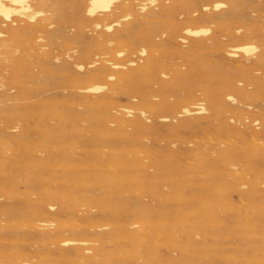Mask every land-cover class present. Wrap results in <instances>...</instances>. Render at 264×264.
I'll return each mask as SVG.
<instances>
[{
	"label": "bare ground",
	"instance_id": "6f19581e",
	"mask_svg": "<svg viewBox=\"0 0 264 264\" xmlns=\"http://www.w3.org/2000/svg\"><path fill=\"white\" fill-rule=\"evenodd\" d=\"M73 1L0 0V264H264V0Z\"/></svg>",
	"mask_w": 264,
	"mask_h": 264
},
{
	"label": "rangeland",
	"instance_id": "374dc122",
	"mask_svg": "<svg viewBox=\"0 0 264 264\" xmlns=\"http://www.w3.org/2000/svg\"><path fill=\"white\" fill-rule=\"evenodd\" d=\"M80 1L81 0H78V1H75V2L73 1L70 4L65 5L63 7V12L66 15H72L73 14V11H74L73 4H78ZM178 1H182V0H178ZM221 1H224L225 2L226 7L230 5V1L229 0H221ZM252 3H253L252 5H254V7H256L257 2L256 3L252 2ZM249 11H251V9H249ZM254 14H256V13H254ZM70 20L71 19H66V20H63V21L69 24L71 22ZM53 21H54L55 25L60 23V18H59V16L57 14L54 15V20ZM69 25H71V24H69ZM70 29L73 30V28H70ZM53 41H54V36L51 37L50 39L46 40V42H48V43L53 42Z\"/></svg>",
	"mask_w": 264,
	"mask_h": 264
}]
</instances>
